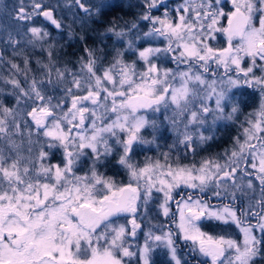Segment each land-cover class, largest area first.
I'll list each match as a JSON object with an SVG mask.
<instances>
[{"label": "snow or ice", "instance_id": "snow-or-ice-1", "mask_svg": "<svg viewBox=\"0 0 264 264\" xmlns=\"http://www.w3.org/2000/svg\"><path fill=\"white\" fill-rule=\"evenodd\" d=\"M227 3L144 0L146 23L109 27L118 46L103 58L85 48L78 69L60 66L51 43L48 26L65 28L59 3L12 5L16 28L0 38L10 70L0 77V264H155L161 247L169 264H264V0ZM64 6L92 17L103 4ZM221 35L226 46H214ZM45 45L33 69L24 49ZM245 86L260 104L231 148L183 163L180 152L195 156L220 121L239 119L232 89ZM164 122L176 133L169 152L134 160ZM153 205L164 222H151ZM213 221L240 238L204 231Z\"/></svg>", "mask_w": 264, "mask_h": 264}, {"label": "trees", "instance_id": "trees-1", "mask_svg": "<svg viewBox=\"0 0 264 264\" xmlns=\"http://www.w3.org/2000/svg\"><path fill=\"white\" fill-rule=\"evenodd\" d=\"M172 1V0H171ZM17 0H2V11L3 16L1 15L0 8V38L5 37L3 34L6 30L10 29L11 31L16 28V25L9 15V12L12 9V5L15 4ZM51 4H60V7L56 9V13L58 18H63V23L65 28L62 30H56L53 26H48V31L51 35V43L55 49V55L59 62L60 66H64L65 64L69 68L78 69L81 57L85 56V48H92L96 50V55L98 57L103 58L107 53H110L114 46H118L116 38L112 33L108 32L107 29L112 25H119L123 27L125 23L131 24L132 22H141L140 16L144 11L142 7L144 0H86L89 4H98L102 3L103 7L100 10L99 15H94L92 17L83 16V14L79 16H74L73 11L69 10L64 5L67 0H48ZM173 2V1H172ZM170 3V2H169ZM168 3V4H169ZM6 16H5V15ZM161 12L154 11L153 15H160ZM8 18V20H6ZM7 25V28H2ZM70 25V29L69 26ZM119 30V29H118ZM147 30V29H144ZM3 44H0V49H3ZM47 48L48 45L44 46V49L41 50L39 47L33 49L31 46H27L24 51L31 57L32 65L31 67L35 69L37 67L36 61L40 60L42 62L47 61ZM9 53L11 49L8 50ZM5 59H8L6 55ZM112 59L111 55L107 56V60H105V64L110 62ZM24 55H21L17 58V62L23 66ZM9 69L3 65H0V77H6V74L9 73ZM248 94L253 96L255 102H257V97L252 94V92L248 89ZM247 94V93H246ZM252 99L250 98L249 101ZM248 101V100H247ZM241 102V99L239 100ZM8 104L14 103L13 99L9 96L6 101ZM254 107L244 106L241 109V113L239 116V120H245L247 114H251V110L255 109ZM148 139H152L151 131L146 130ZM239 127L237 126L236 121L231 124H223L220 123L217 126L216 138L210 141L208 144L203 146V150L199 147L197 149V154L195 156L187 155L183 152H180L178 155L182 158V162H187L189 160L202 158V157H210L213 154H223L225 149H230L232 145V140L237 134H240ZM156 142L149 146H144V150H139V154L134 157V160L143 162L144 160L151 158L157 159L158 156H161L162 153L169 152L170 143H172L170 137L165 136L163 133L156 134ZM173 158L176 157V153H170ZM115 162H113L114 164ZM112 165L105 170L106 174L109 176H119L120 171H114L117 168L113 167L114 170L111 169ZM110 171L114 173V175H110ZM214 204H218L219 201L213 200ZM247 201L244 199L237 206L246 207ZM175 212V210H174ZM174 227V226H173ZM155 264H168L161 257H156Z\"/></svg>", "mask_w": 264, "mask_h": 264}, {"label": "rangeland", "instance_id": "rangeland-1", "mask_svg": "<svg viewBox=\"0 0 264 264\" xmlns=\"http://www.w3.org/2000/svg\"><path fill=\"white\" fill-rule=\"evenodd\" d=\"M173 1V2H172ZM168 0V3H169V6H170V8H175V7H177L179 4H181L182 2H183V0ZM2 0H0V8H1V15L3 14V11H2ZM5 15V14H4ZM161 15V14H160ZM3 16V15H2ZM6 16V15H5ZM6 20H8V18H6ZM2 21H1V17H0V23H1ZM222 24H224V21H222ZM2 28H7V25L5 24V26L3 27V25H2ZM9 31H11L10 29H8V30H6L3 34L6 36V34L9 32ZM13 31V30H12ZM214 43V46H216V47H225L226 46V43H225V39H224V37L221 35V36H218V40L217 41H215V42H213ZM145 46H147V45H145ZM153 46H163L162 44H161V41L160 40H156V41H153ZM162 67H164V66H167V67H175V65H173V64H167V65H164V64H162L161 65ZM259 74V73H258ZM251 89V88H250ZM247 90H248V87H240V88H233L232 89V91H233V93L235 94V99L239 102V100L241 99V102H240V109H242V107H243V104L245 105V103L247 102V100H249L250 98H251V95L250 94H248V92H247ZM257 90V89H256ZM247 93V94H246ZM258 100H257V102H258V104L256 105V108L255 109H253V110H251V114L252 113H255L256 112V110L258 109V107H259V104H260V95H259V97L257 98ZM211 103V102H210ZM214 106V105H213ZM240 113H241V110H240ZM240 113H239V116H240ZM171 114V112H169V115ZM249 115H250V113H249ZM247 117H248V114H247ZM247 117H245V118H247ZM245 120H236V123H237V126L239 127V132H240V134L242 133V129H241V124L244 122ZM220 123H223V124H231L232 123V121H220L219 123H218V125L220 124ZM217 125V126H218ZM150 131H151V129H149ZM146 132H148V131H144L143 132V135L145 136V137H147V134H146ZM160 133H163L165 136H168V137H170V139H171V141H172V143H170V146H173L174 145V143H175V140H176V133L172 130V128H171V126L169 125V123L168 122H164L163 123V125L161 126V128H160V130L158 131V132H156L155 133V135L156 134H160ZM238 135V134H237ZM148 139V138H147ZM146 148V147H145ZM144 148V149H145ZM148 148V147H147ZM146 148V149H147ZM199 148V147H198ZM197 148V149H198ZM225 151V150H224ZM224 153V152H223ZM218 155H222V154H213L212 156H210V157H202V158H196V159H191V160H189V161H187V162H184V163H189V162H191L192 160H195V161H197V162H199V161H202V160H204V159H212V158H215V157H217ZM161 156H158V158H160ZM145 161V160H144ZM114 162V161H113ZM221 163H223V160H221L220 161ZM111 169L112 170H114L113 169V167H111ZM105 170L106 169H102V171H104L105 172ZM120 171V169H116V170H114V171ZM117 171V172H118ZM110 175H114V173H112L111 171H110V173H109ZM114 176H116V175H114ZM117 181H122V180H124V181H126V179H127V177H126V174H124L123 172H122V170L120 171V174H119V176H116V178H115ZM246 201H247V199H245ZM214 204V203H213ZM216 207H221L222 205H221V203L220 202H218V204L216 205V204H214ZM150 212H149V216L151 217V222L153 223V224H156V223H161V222H164V218L162 217V216H157V211H156V208H155V206L153 205V206H150ZM174 210H176L175 209V206H173V209H172V211L174 212ZM177 219H178V217H177ZM120 223H124L125 222V220L122 218L120 221H119ZM175 227V225H172V227ZM204 231H208V232H210L211 234H226V235H228V236H231V237H233V238H237V239H239L240 238V236H241V234L239 233V230L235 227V225H232L231 227H229V226H223V225H221V226H217V224H216V222H211V223H205V226H204V229H203ZM145 231H146V229H145ZM140 235V237H141V239H140V243L142 244L143 243V239H142V233H140L139 234ZM152 256H153V260L155 261V259H156V257H161L165 262H168V264H169V256L168 255H166V249H164L163 247H161V248H159V249H157L156 250V252H154L153 254H152ZM132 264H135V260H133L132 261Z\"/></svg>", "mask_w": 264, "mask_h": 264}, {"label": "flooded vegetation", "instance_id": "flooded-vegetation-1", "mask_svg": "<svg viewBox=\"0 0 264 264\" xmlns=\"http://www.w3.org/2000/svg\"><path fill=\"white\" fill-rule=\"evenodd\" d=\"M227 8H231V3H230V0H228V3H227ZM224 24L226 25V21H224ZM251 92H252V94L253 95H255L257 98L259 97V90L257 89H250V88H248ZM251 101H247L246 103H245V105L244 106H248V107H254L255 105H257L258 104V102H255V100H254V98H253V96H251Z\"/></svg>", "mask_w": 264, "mask_h": 264}, {"label": "water", "instance_id": "water-1", "mask_svg": "<svg viewBox=\"0 0 264 264\" xmlns=\"http://www.w3.org/2000/svg\"><path fill=\"white\" fill-rule=\"evenodd\" d=\"M54 27V26H53Z\"/></svg>", "mask_w": 264, "mask_h": 264}]
</instances>
